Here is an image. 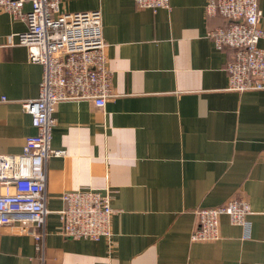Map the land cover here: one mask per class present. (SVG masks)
<instances>
[{
	"label": "crops",
	"instance_id": "1",
	"mask_svg": "<svg viewBox=\"0 0 264 264\" xmlns=\"http://www.w3.org/2000/svg\"><path fill=\"white\" fill-rule=\"evenodd\" d=\"M206 4L62 0L64 11L101 9L114 95L58 103L51 146L65 154L46 162L44 242L0 228V264H264V90L228 89L231 50L209 35L227 21ZM27 28L0 10V154L38 132L23 102L38 97L44 67L19 43ZM88 189L110 195V236L63 232L62 194ZM231 200L250 204L249 225L223 213L217 238L193 240L198 211Z\"/></svg>",
	"mask_w": 264,
	"mask_h": 264
},
{
	"label": "built area",
	"instance_id": "2",
	"mask_svg": "<svg viewBox=\"0 0 264 264\" xmlns=\"http://www.w3.org/2000/svg\"><path fill=\"white\" fill-rule=\"evenodd\" d=\"M26 1L31 8L24 10ZM62 0H0V10L27 21L19 33L31 62L44 67L37 98L23 102L38 130L26 138L19 154H0V228L10 226L18 234H32L43 244L47 208L46 162L65 150L51 146L55 112L63 100H92L104 106L114 95L112 71L106 55L103 14L100 8L64 11ZM141 8H169L170 0H135ZM206 12L220 14L226 24L210 30L218 48L231 50L225 70L228 89L244 92L264 90V37L259 0H207ZM66 206L59 210L63 232L72 238L97 240L111 234L115 212L108 192L75 190L62 194ZM227 213L235 224L249 225L251 206L231 200L198 211L200 227L193 240L215 239L219 215Z\"/></svg>",
	"mask_w": 264,
	"mask_h": 264
}]
</instances>
